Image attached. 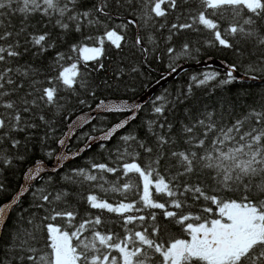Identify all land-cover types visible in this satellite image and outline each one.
I'll return each instance as SVG.
<instances>
[{"label": "snow or ice", "instance_id": "6c2138e0", "mask_svg": "<svg viewBox=\"0 0 264 264\" xmlns=\"http://www.w3.org/2000/svg\"><path fill=\"white\" fill-rule=\"evenodd\" d=\"M183 3H189V0H183ZM115 4L117 7L127 4L130 9L136 10L133 0H124V3L115 0ZM165 4L167 8L162 7ZM179 7L180 0H139V18L147 24L153 21L154 17L169 15V9L176 11ZM109 9L107 0H98L92 9L86 11L80 10L79 0H0V163H13L14 157H9L7 148L4 147L6 143L13 149L19 145V140L15 139L12 133L24 131L27 127H36L35 124L27 123L28 117L25 113L35 116L34 108H61L60 92H74L77 84L81 87L85 84L82 78L77 79L80 76L77 63H72L70 67L61 65L62 70L57 76L47 78L48 86H40L42 82L36 79L38 70L29 65H18L16 61L22 55L21 37H24V43H30L42 53L51 47L47 43L48 34L28 33L25 36L27 29L23 25L31 16L39 14L49 20L55 16L56 24L63 30L74 27L79 32L85 26L100 25L101 16L112 19ZM15 15L23 18L19 30H13L11 23V17ZM179 18L178 16L177 19ZM184 18L188 22L173 23L170 31H199L198 26H203L212 33L215 43L228 49H237V45L228 37L238 38L255 50V53H249L250 56L255 54L256 60L249 63L247 71L252 73L264 66V30L260 27V22H264V0H198V6L187 9ZM222 21H227V27L223 29ZM128 25L136 26V20H127L119 26L120 32L115 28L106 30L103 36L96 37L98 46L81 45L77 48L73 45L72 51H78L85 62L98 60L104 55L106 41L117 49L121 48V42L126 39L122 32ZM86 39L91 40L93 37L88 36ZM144 39L137 35L135 46L147 52V49L142 47ZM147 39L151 41L152 37ZM211 43L213 41H209V44ZM167 51L172 55L175 49L170 47ZM237 51L240 52L239 49ZM191 52V46L184 44L181 53L187 56L191 55ZM64 59V54H57L58 62ZM236 68L235 64L229 65L227 79L220 83L228 84L237 79L233 75ZM175 71L176 68L171 67V72ZM217 75L204 74L202 79L192 77V81L195 86L200 87L215 80ZM250 78L255 80L257 77L252 75ZM24 81H28V88L22 92L25 88ZM192 87L193 84L190 83L188 93ZM156 101L161 103L154 101L153 111L162 116L169 101L165 96L156 97ZM80 103L84 104L85 101L80 100ZM140 107L139 104H129L126 101L116 103L101 100L97 105L98 110L111 114L127 112L131 115L110 128L101 130L98 136L86 134L88 147L98 140L102 142L100 146L103 148V142H110L130 120L136 118ZM39 119L45 121L44 115H39ZM92 119L94 117L89 115L78 118L70 125V131L90 123ZM253 119L255 124L251 123ZM160 127L164 126L161 124ZM198 127L202 129L199 133L196 131ZM182 131L186 147L181 151L164 152L161 147L159 152H154L152 147L129 133L120 137L125 148L123 151L117 149L118 163L115 166H109L108 163H92L89 169H75L71 176L65 177L71 183L88 182L90 186L104 192L120 193L125 197L124 200L113 204L95 193L87 195V202L92 209L106 210L121 218L123 237L111 231L98 230V226L103 222L100 215L76 224L77 213L67 208L58 210L52 207L54 201H61L67 192H58L55 197H51L50 193L41 191L38 198L42 203L38 207H43L44 204L50 206L44 220L56 221L60 218L74 230L69 232L63 225L51 222L43 224V228L47 230L48 241L44 248L35 246L40 239L36 233L41 225H34L35 231L18 232L11 247L13 250L28 253L18 259L27 260L29 264H264V199L253 200L244 195L239 201L224 200L217 195H209L199 184L181 183L179 180L181 176L204 171L212 176L220 189L235 191L243 188L248 192L252 188V179L260 177L261 183L256 187L264 192V109H252L230 127L217 125L212 114L208 113L191 125H185ZM210 136L212 139L208 143ZM157 142L164 146L168 145L170 140L159 135ZM60 144L64 145L65 141L61 140ZM137 148L148 154L146 163L139 162L140 152ZM59 159L68 157H58ZM169 165L176 168L177 172L168 175L171 172ZM42 171L43 168L38 164L29 171L25 179L34 180L40 177ZM118 172L121 175L117 180H123L122 184L109 183L102 175H115ZM105 184L109 186L105 187ZM153 189L155 193L167 196L168 201L162 203L154 199ZM4 190L5 186L0 184V191ZM27 190L25 187L8 204L0 206V224L5 222L9 211ZM130 193L137 195L138 199H128L127 194ZM189 194L193 200L202 198L215 205V215L212 207H204L202 211L207 215L203 216L169 210H182L188 206L187 200L181 197H187ZM147 209L163 210L166 220L174 219L184 225L190 239L165 240L156 213L141 214ZM190 220L194 222L185 223ZM130 225L133 227H129ZM86 232L89 235H84ZM73 240L76 241L75 244L72 243ZM157 255L159 260L154 262L153 258Z\"/></svg>", "mask_w": 264, "mask_h": 264}, {"label": "trees", "instance_id": "16d2710c", "mask_svg": "<svg viewBox=\"0 0 264 264\" xmlns=\"http://www.w3.org/2000/svg\"><path fill=\"white\" fill-rule=\"evenodd\" d=\"M110 5L109 11L112 13V19H107L103 16L99 17L102 21L97 26H85L81 31H76L74 27L69 30H63L56 24V17L51 20L47 17H42L39 14L31 16L23 25L28 33L31 34H48L47 43L51 45L47 51L39 52L38 48H34L30 43H24V37H21L22 55L17 59L18 65H29L38 70L36 79L42 83L40 86H48L47 78L55 77L62 70L61 65L70 67L72 63H77V68L80 76L77 79H83L85 84L81 87L79 84L75 86V91L67 90L60 92L61 108L44 107L42 109H33L36 113L32 116L29 113L24 115L28 117V124H35L36 127H27L24 131L12 133V136L19 140V145L16 148H11L9 143L4 147L7 148V155L14 157L11 165L0 163V184L5 186L4 191H0V205L10 199L20 186L24 171L41 160H50L58 149V141L65 131L67 125L73 117L83 112L89 111L101 100L112 99H128L133 100L141 96L148 88L155 84L158 80L164 77L171 67H175L179 62L187 61L189 63L198 62L206 58H214L225 62L226 66L235 64L236 70L248 77L254 75L257 81H246L235 79L231 83L221 84L220 81L227 79L229 69L217 68L214 66H203L182 70L174 79L163 85L151 99L140 109L137 117L129 123L121 132L113 137L110 142L104 143L102 148L100 144L88 148L80 156L66 164L61 170L53 174H44L38 178L30 187L27 194L20 199L17 206L10 214L8 221L4 227L2 238L0 241V264H29L27 260L21 261L19 256H26L28 253L20 252L18 249L13 250V244L17 233L23 231H35L34 225H41L40 230L36 233L39 236V242L35 243L37 248H44L47 241V230L43 228V224L49 222L63 225L69 232L74 229L67 226L66 221L58 218L56 221H45L44 217L48 214L49 205L44 204L43 207H38L42 201L39 200L41 191H46L55 197L58 192H67V195L61 201H54L52 207L59 209L67 208L70 211L77 213L75 223L78 224L81 220L88 219L100 215L102 224L98 226V230L102 232L111 231L113 233L124 236L122 220L119 216L113 213H108L106 210L92 209L87 202V195L95 193L99 197L108 200V202L116 204L125 199L120 193L111 191L104 192L99 188L90 186L88 182L71 183L65 179L73 174L75 169H89L92 163H108L109 166H115L117 149L124 150L125 145L121 141L122 135L129 133L137 136L141 142L153 148L154 152H159L163 147L164 152L173 150L181 151L186 145L183 141V128L185 125H191L194 121L204 118L208 113L212 114L213 119L219 126L230 127L238 119H243L252 109H264V66H261L255 72L247 71L250 62L256 60V55H249L250 52L255 53L251 45H247L239 39L228 37L237 45V49H228L219 46L214 42L212 33L198 26L199 31L192 29L171 30L173 23H186L184 18L187 9L196 8L198 0H189V3H183L180 0V7L176 11L169 9V15L166 17H154L153 21L147 24L140 19L141 13L138 11L139 0H133V5L136 10L130 9L127 4L123 7H117L115 0H107ZM124 3V0H121ZM98 0H79V8L81 11L90 10ZM167 8V4L162 5ZM180 17L177 19V17ZM135 19L136 26L128 25L123 30L122 34L126 37L125 41L121 42V48L117 49L106 41L104 45V55L98 60H89L85 62L79 55V52H73L72 47L76 45L79 48L81 45L98 46L96 37L103 36L106 30L115 28L118 32L121 31V25L127 20ZM23 18L19 15L11 17V23L14 26L13 30H19L22 26ZM161 25H164L161 27ZM222 29L227 27V21L221 22ZM261 30H264V22H260ZM137 35L145 38L142 47L147 49V52L142 51L141 47L135 46ZM91 36L89 40L86 37ZM151 36L152 40L148 41L147 37ZM171 36V39H169ZM209 41L213 43L209 44ZM191 46V55H183L181 49L184 44ZM174 48L175 52L172 55L168 54V48ZM27 49V51H25ZM64 54L65 59L57 61V54ZM242 53V54H240ZM71 59H68V57ZM103 67H100V65ZM217 73L215 80L209 81L204 86L197 87L192 81V77L202 79L204 74ZM25 88L21 91H26L28 81H24ZM193 84L192 90L188 93L189 84ZM165 96L169 103L165 108L162 116L155 114L153 111L154 101L156 97ZM80 100L85 103L81 104ZM39 115H44L45 121L39 119ZM126 114H103L87 123L71 141L70 147L77 148L87 139L86 134H97L101 130L119 121ZM151 122V123H150ZM255 124V120L251 121ZM164 127L161 128L160 125ZM171 126V127H169ZM248 125L246 124L245 127ZM96 129L95 131L93 129ZM198 133L202 131L197 128ZM163 135L170 140L168 145L161 146L157 142V136ZM212 137H209L208 143ZM140 152L139 162L146 163L148 154L142 149L137 148ZM171 172L168 175L177 172V169L169 165ZM101 175L100 173H96ZM105 180L109 183L116 182L124 183L123 180H117L121 173L115 175L111 173L102 174ZM138 180V178H137ZM181 183L199 184L209 195H217L224 200L242 199L244 195H248L250 199H264V192L257 189L256 185L261 183L260 177L252 179L251 191L245 192L243 188L235 191L224 190L218 188L214 183L212 176L204 171L199 174L179 177ZM95 182H93L94 184ZM109 184H105L108 187ZM153 197L159 202L166 203L168 197L162 194L155 193ZM128 199H138L135 194H127ZM187 200V205L182 210L169 209L180 213H192L193 215H207L202 211L204 207H212L213 215L217 209L209 201L202 198L193 200L191 194L187 197H181ZM140 206V205H138ZM149 212H155L157 221L161 224L164 231V239H190L184 230V225L177 223L174 219H165L163 210L147 209L144 215ZM32 221V223H29ZM194 222L186 221L185 223ZM146 223H151L146 221ZM129 227H133L130 225ZM84 235H89L88 232ZM76 243L75 240L72 241ZM50 251V249H46ZM117 255V253H113ZM158 255L153 258V261H158Z\"/></svg>", "mask_w": 264, "mask_h": 264}, {"label": "water", "instance_id": "95a60500", "mask_svg": "<svg viewBox=\"0 0 264 264\" xmlns=\"http://www.w3.org/2000/svg\"><path fill=\"white\" fill-rule=\"evenodd\" d=\"M203 66H214L217 68H223V69H228V67L226 66L225 62L220 61V60H216L214 58H206L204 60L198 61V62H193V63H189L187 61H182L179 62L175 68L176 71L175 72H171V70L164 76L162 77L160 80H158L155 84H153L150 88L147 89V91H145V93H143L141 96L133 99V100H128V99H112V100H106L105 102H116V103H120V102H128L129 104H139L141 105L140 109L151 99V97L155 94V92L157 90H159L163 85H165L166 83H168L170 80L174 79L182 70L184 69H190V68H197V67H203ZM233 75L235 77H237V79H242V80H246V81H261L258 79H251L250 77L241 74L240 72H238L237 70L233 73ZM264 79V78H263ZM99 104V103H98ZM96 104L92 109H90L89 111L83 112L81 114L76 115L75 117H73L71 119V121L69 122V124L67 125L65 131L63 132L62 136L60 137L59 141H58V149L57 152L54 154V156L50 159V160H41V161H37L36 163L32 164L31 166H29L23 173L22 175V179H21V183L19 188L17 189V191H15V193L10 197V199H8L7 201L3 202L0 206L6 205L8 204L14 197H16V195L18 193H20L21 191H23V189L25 187H27V191H24V194L20 197L23 198L27 192L29 191L30 187L32 186V184L38 179L40 178L42 175L44 174H53L59 170H61L66 164H68L69 162H71L72 160H74L75 158H77L78 156H80L82 153H84L89 147H88V139H86L84 141L83 144H81L80 146H78L77 148L72 149L70 147L71 141L74 139V137L76 136V134L86 125L82 126V127H78V128H73L70 131V125L72 124L73 121L77 120L78 118H82L85 115H89L91 117H94V119L99 116V115H103V114H110V113H104L100 110L97 109V105ZM139 109V111H140ZM138 111V112H139ZM138 112L136 113V117L138 115ZM126 114L125 117H123L122 119H120L119 121L115 122L114 124L120 122L121 120H123L124 118L128 117L131 115V113H123ZM93 120V119H92ZM134 119L130 120L129 123H131ZM114 124L108 126L106 129L110 128L111 126H113ZM104 129V130H106ZM123 130V129H122ZM122 130H120L119 132H121ZM118 132V133H119ZM117 133V134H118ZM99 134H101V131L98 132L97 134H94L93 136H98ZM116 134V135H117ZM64 140L65 144L61 145L60 141ZM102 142L100 141H96L92 143V146H96L98 144H101ZM103 143H107V142H103ZM76 153H79V155H76ZM63 156H67L68 159H59L58 157H63ZM40 165L43 168V171L40 175V177L34 179V180H26L25 177L27 176V174L29 173V171L33 168H35L37 165ZM19 199V201H20ZM18 201V202H19ZM18 202L16 203V205H14L12 207V209L9 211L8 215L5 217V222L3 224H0V241L2 238V234H3V230L4 227L8 221V218L10 216V214L12 213L13 209L17 206Z\"/></svg>", "mask_w": 264, "mask_h": 264}]
</instances>
